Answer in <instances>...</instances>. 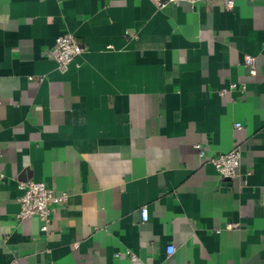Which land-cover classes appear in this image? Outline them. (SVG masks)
<instances>
[{
	"label": "crops",
	"instance_id": "crops-1",
	"mask_svg": "<svg viewBox=\"0 0 264 264\" xmlns=\"http://www.w3.org/2000/svg\"><path fill=\"white\" fill-rule=\"evenodd\" d=\"M66 32L86 50L61 72L46 50ZM196 145L238 146L237 176ZM27 179L67 194L47 231L17 217ZM14 263L264 264V0H0V264Z\"/></svg>",
	"mask_w": 264,
	"mask_h": 264
},
{
	"label": "built area",
	"instance_id": "built-area-1",
	"mask_svg": "<svg viewBox=\"0 0 264 264\" xmlns=\"http://www.w3.org/2000/svg\"><path fill=\"white\" fill-rule=\"evenodd\" d=\"M203 1L209 0H156V6L163 8L169 4L179 5L181 2L195 4ZM222 3L226 8H231L234 0H222ZM85 50L86 46L76 36L66 32L57 36L54 44L46 50V53L55 60L57 68L61 72H65L70 62ZM244 64L249 67L250 72H254L253 56H245ZM230 87H236V84H231ZM235 127L240 128L241 124L236 122ZM196 148L198 156L207 158L220 176L224 178L237 176L241 160L238 146H234L230 151L215 156H209L200 145H196ZM18 188L21 193L18 197L19 210L17 217L24 219L36 215L40 220V230L47 231L51 223L53 207L64 204L67 201V194L65 192L57 194L53 188L48 187L45 183L31 179L19 181ZM141 217L143 221L148 219L145 206L141 208ZM173 252L174 247L168 246L167 254Z\"/></svg>",
	"mask_w": 264,
	"mask_h": 264
}]
</instances>
